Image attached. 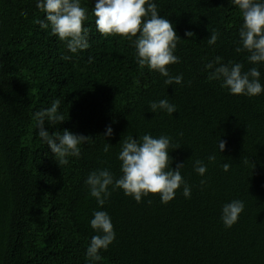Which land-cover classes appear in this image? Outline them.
Segmentation results:
<instances>
[{"label": "trees", "instance_id": "trees-1", "mask_svg": "<svg viewBox=\"0 0 264 264\" xmlns=\"http://www.w3.org/2000/svg\"><path fill=\"white\" fill-rule=\"evenodd\" d=\"M94 2L87 5L91 48L66 60L64 43L34 23L44 15L35 0H0V264H88L94 210L108 212L116 233L101 264H264V94L230 95L204 71L216 56L244 71L255 66L234 51L240 11L231 0H155L181 39L180 62L167 67L183 83L167 86L140 67L131 41L95 32ZM213 30L220 36L209 46ZM165 98L176 113L149 111L150 102ZM57 100L65 121L48 130L92 139L79 159L59 167L33 119ZM145 133L168 135L179 146L169 153L171 167L185 164L191 198L180 189L166 204L151 194L137 203L116 190L98 208L84 183L88 174L106 167L118 177L119 142ZM105 143L113 146L107 153ZM196 160L207 165L204 177L194 171ZM233 199L245 208L226 228L221 206Z\"/></svg>", "mask_w": 264, "mask_h": 264}, {"label": "clouds", "instance_id": "clouds-1", "mask_svg": "<svg viewBox=\"0 0 264 264\" xmlns=\"http://www.w3.org/2000/svg\"><path fill=\"white\" fill-rule=\"evenodd\" d=\"M90 0H35L36 8L43 13V18H37L34 23L42 30H50V34L64 43L66 55L70 60L73 55L91 48V25L88 7ZM242 15V24L238 30V41L234 51L247 53V62L255 65L244 71V65L239 62L227 61L216 56L204 65L208 73L207 79L216 81L230 95L256 97L264 94V83H261L262 73L259 66L264 65V0H231ZM94 17L95 32L104 37L120 36L132 42L136 57L141 68L159 73L164 77V84L181 85L182 75L172 76L167 66L177 64L180 58L175 54L177 44L181 39L169 19L160 15L155 0H95L91 8ZM186 37H192V32H186ZM219 32L213 30L207 38L209 46L215 45ZM60 101H54L47 109L34 113L35 132L52 154L56 164L68 165L71 158L79 159L82 146L91 141V137L73 133L67 129L49 131V126L55 129L65 121L59 111ZM150 112H164L169 116L176 113V105L168 99L152 101L148 105ZM48 126L46 129L45 126ZM112 128L107 127L104 136L110 137ZM182 135V134H181ZM120 151L117 160L120 162L117 177L108 168H97L91 171L84 183L89 195L95 198L98 208H103L113 191L121 190L125 196H130L137 203L151 195H159L161 203L172 201L177 190L182 189V195L191 198V186L181 174L184 163H178L173 169L169 153L178 148L173 147L172 138L168 135L153 136L145 133L142 136H126L119 142ZM225 142L218 141L219 152L225 150ZM113 146L105 143L104 152ZM215 155H209V163L214 162ZM231 165L224 163L223 171L227 172ZM194 171L201 177L207 172V165L196 160ZM205 183L201 180V184ZM245 208L244 201L233 199L221 206L220 219L226 228H231L238 222ZM93 235L86 248L88 264H101L102 251H107L115 241L116 233L111 217L107 211L94 210L89 221Z\"/></svg>", "mask_w": 264, "mask_h": 264}]
</instances>
